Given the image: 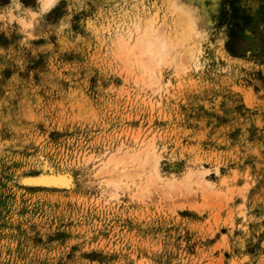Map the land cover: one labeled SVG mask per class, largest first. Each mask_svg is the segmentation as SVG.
Returning a JSON list of instances; mask_svg holds the SVG:
<instances>
[{"label":"rangeland","instance_id":"rangeland-1","mask_svg":"<svg viewBox=\"0 0 264 264\" xmlns=\"http://www.w3.org/2000/svg\"><path fill=\"white\" fill-rule=\"evenodd\" d=\"M20 3L32 27L0 13V264H264V0H193L201 52L159 93L112 46L159 0H59L35 19L39 0ZM151 138L161 177L207 170L212 188L99 183L103 159ZM41 174L69 184L23 182Z\"/></svg>","mask_w":264,"mask_h":264},{"label":"bare ground","instance_id":"bare-ground-1","mask_svg":"<svg viewBox=\"0 0 264 264\" xmlns=\"http://www.w3.org/2000/svg\"><path fill=\"white\" fill-rule=\"evenodd\" d=\"M159 2L160 5L156 8L163 12L161 22H159L156 8L152 14H147L143 8L136 9L133 15L126 14L123 20L124 27L118 29L112 42L116 50V56L114 54V57H117L116 60L131 63L133 69L135 68L139 73L140 83L145 88L158 93L163 89L164 84L166 86L168 83L161 82L165 68L174 67L177 74L187 70L185 64L197 62L201 52L198 43L205 38L204 28L207 24L204 14L193 0H159ZM137 139L138 136H135L134 140ZM141 144L132 148H123L121 145L115 152L110 153L100 163L98 162L94 175L99 183L115 191L121 186L128 187L129 183L126 182L130 179L131 181L133 179V182L135 179L141 181V176L147 172L144 181H141L138 186L140 192L148 191L153 184L167 188L177 186L189 188L192 185L212 188V182L210 183L205 177L207 170H188L180 180L164 179L158 172L159 158L155 153L153 139L143 141ZM128 167H134V169ZM69 179L60 174H41L27 176L23 182L41 187H67Z\"/></svg>","mask_w":264,"mask_h":264},{"label":"clouds","instance_id":"clouds-1","mask_svg":"<svg viewBox=\"0 0 264 264\" xmlns=\"http://www.w3.org/2000/svg\"><path fill=\"white\" fill-rule=\"evenodd\" d=\"M39 2L43 5L39 13L33 12L31 9L27 10L28 15L32 17V19H35L38 15L42 13L50 11L59 3V0H47V2H45V0H39ZM21 9L22 5L20 3V0H10V3L8 5H4L2 8H0V13H6L12 21H17L19 18L14 13L20 11ZM3 19H5V15L0 14V20ZM19 22L25 28L32 27L31 22L25 23V21L22 19H19ZM245 259H247V257Z\"/></svg>","mask_w":264,"mask_h":264}]
</instances>
